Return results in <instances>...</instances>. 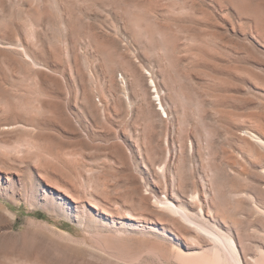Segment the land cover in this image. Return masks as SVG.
<instances>
[{
    "label": "rangeland",
    "instance_id": "rangeland-1",
    "mask_svg": "<svg viewBox=\"0 0 264 264\" xmlns=\"http://www.w3.org/2000/svg\"><path fill=\"white\" fill-rule=\"evenodd\" d=\"M239 262L264 264V0H0V264Z\"/></svg>",
    "mask_w": 264,
    "mask_h": 264
},
{
    "label": "bare ground",
    "instance_id": "bare-ground-1",
    "mask_svg": "<svg viewBox=\"0 0 264 264\" xmlns=\"http://www.w3.org/2000/svg\"><path fill=\"white\" fill-rule=\"evenodd\" d=\"M150 86L155 90V93L157 94L156 96H157V99H160L159 97V95H158V93L159 92H157V90H156V85H155V81L153 80V79H150ZM161 102L159 101V105L161 106L162 104H160ZM162 109V108H161ZM163 110V109H162ZM255 137V136H254ZM252 138V137H251ZM257 138V137H256ZM254 141V140H253ZM256 141H258V140H256ZM260 141V140H259ZM153 194V193H152ZM31 195V194H30ZM155 196V195H154ZM157 196V195H156ZM156 196H155V198H156ZM30 197V196H29ZM73 198V197H72ZM196 198V200H197V197L195 196V195H192L191 196V200L192 201H195L194 199ZM148 199H150V198H148ZM75 200V199H74ZM156 200V204H157V207L159 208V209H162V210H166L167 212H168V214H171L172 216H176V217H178V219L180 218V220H183V221H188L189 223H191L192 225H194V226H192V227H195L196 229L195 230H199V224H197L195 221H193V219L192 218H190L189 217V214H188V208H185V209H183V208H181V207H179V206H177L176 204H174L173 202H171L169 199H167L166 197L164 198V200H162V199H160V197L157 199H155ZM155 202V201H154ZM159 205H161V206H159ZM189 206V205H188ZM190 207V206H189ZM192 207V206H191ZM193 208V207H192ZM125 214H127V213H125ZM129 215V216H128ZM126 217V219H129V220H134V218L130 215V214H128ZM123 217V216H122ZM122 219V218H121ZM184 223V222H183ZM191 226V225H190ZM201 227V226H200ZM213 234V235H212ZM208 235H210V234H208ZM211 236H214L213 238H214V240H216V243L217 242H223V241H225V240H223V238H222V240H221V237L219 236V235H215L214 233H211ZM212 239V238H211ZM213 240V239H212ZM228 241H229V239H228ZM231 242H232V245H233V247L235 248V243L233 242V240H230ZM215 242V241H214ZM224 243V242H223ZM222 243V244H223ZM225 243H226V241H225ZM221 244V245H222ZM227 244L229 245V243L227 242ZM226 245V244H225ZM230 246V245H229ZM224 248H225V246H224ZM231 248V247H230ZM236 249V248H235ZM228 250V249H227ZM237 250V249H236ZM228 252V251H227ZM230 253V252H229ZM227 254V253H226ZM236 255H239V254H236ZM229 256V255H228ZM239 257V256H238ZM230 258V257H229ZM235 261V260H234ZM238 262V261H237ZM236 263V262H235ZM238 264V263H237ZM239 264H240V262H239Z\"/></svg>",
    "mask_w": 264,
    "mask_h": 264
}]
</instances>
